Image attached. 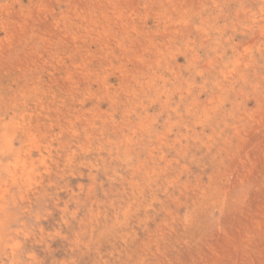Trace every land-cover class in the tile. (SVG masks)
I'll return each mask as SVG.
<instances>
[{"label": "rangeland", "instance_id": "rangeland-1", "mask_svg": "<svg viewBox=\"0 0 264 264\" xmlns=\"http://www.w3.org/2000/svg\"><path fill=\"white\" fill-rule=\"evenodd\" d=\"M0 264H264V0H0Z\"/></svg>", "mask_w": 264, "mask_h": 264}, {"label": "bare ground", "instance_id": "bare-ground-1", "mask_svg": "<svg viewBox=\"0 0 264 264\" xmlns=\"http://www.w3.org/2000/svg\"><path fill=\"white\" fill-rule=\"evenodd\" d=\"M200 109V108H199ZM206 109V108H205ZM204 110V109H203ZM205 114V113H204ZM14 175V174H13ZM6 181V180H5ZM3 182V181H2Z\"/></svg>", "mask_w": 264, "mask_h": 264}]
</instances>
